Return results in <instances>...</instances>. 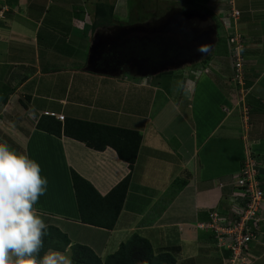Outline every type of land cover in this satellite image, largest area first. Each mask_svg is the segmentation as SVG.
I'll return each instance as SVG.
<instances>
[{
  "label": "crops",
  "instance_id": "1",
  "mask_svg": "<svg viewBox=\"0 0 264 264\" xmlns=\"http://www.w3.org/2000/svg\"><path fill=\"white\" fill-rule=\"evenodd\" d=\"M224 1L215 0L216 5L213 7L219 9L224 5L228 8L229 3ZM231 1L233 8L240 10V15L235 21L236 25L231 23L232 19L226 18L228 24H224V28L227 26L231 28L232 24L238 25L243 41L249 43L251 47L257 42L259 47V50L245 51L242 59L244 61L241 65L237 63V67L241 66L240 70H243L246 79H250V83L246 84L248 87H239L238 89L243 92L241 93L233 87L234 85L225 84L222 78L223 84L220 86L213 83V79L221 82L220 79L219 81L215 79L209 70L214 66L215 60L218 65L221 60L222 66H230L225 60L227 58L219 54L213 55L207 64H188L184 67L186 69L184 74L178 77L173 75L168 79L169 89L166 92L167 95H179L178 102L172 98V101L170 99L165 103L166 108L169 107L175 112L179 120V129L174 132L176 135L171 134L169 137L170 140H174L172 150L175 153H167L170 156L171 154L177 156L174 158L176 164L174 166L172 164V168L165 164L155 165L156 161L165 163V158L159 155L156 158L153 155L150 157L146 147L142 148L143 145L140 144L137 159L130 171L128 164L119 159L111 147L101 151L95 150L65 135L58 137L40 130L36 123L42 115L55 113L62 114L64 119L72 117L120 125L116 123L119 111L116 115L113 111L114 113H111L112 117L114 115L111 119L113 121H109L107 110L96 107L91 97L87 102V90L92 88L90 83L95 82L98 77L107 78L108 84H112L113 88L117 87L118 91L130 88L136 93L138 88L154 87L156 84H152V77L137 74H135L137 77H131L133 73L126 71L114 73L112 71L114 67L100 63L101 58L94 53L100 51V46L114 41L117 33H111L108 30L110 27H97L94 30L90 28L87 35V25L92 21L87 14V0H79L73 5L71 12L69 11L70 15L66 13L69 4L65 5L62 1L55 4L54 0H0V10L5 14L0 18V119L3 118L5 122L4 126L1 125L3 128L0 127V133L11 137L14 143L12 140H6L16 151L26 153L39 162L41 175L48 180L49 187L46 192L57 195L60 193L61 198L59 195L46 205L39 206L37 203L35 207L46 222H53L54 226L67 234L71 244H85L84 240L92 236L89 239L92 243L85 245L90 246L104 258L113 252L109 251V248H117L123 242H119L118 239L111 244L112 236L123 238L127 233L132 235L135 232L150 242L154 239L156 249L179 247V257L189 258L192 264H199L200 255L208 257L212 264H222L223 254L221 257L214 246L208 247L212 242L208 238L209 233L196 228V223L203 221L206 218L205 214L211 210L231 213L230 198L235 189L234 176L240 169L243 153L239 159L236 158L230 150L233 145L225 142L228 144L223 149L226 155L222 159L225 161L230 159L227 164L232 170L220 168L218 162L219 154L222 152L217 144L223 141L217 134L231 117L229 113L236 108L244 110L238 113L245 121L246 129L241 140L246 139L244 145H250L253 150L260 164L261 180L264 182V100L259 96V91H256L258 95L254 96L256 86L259 90L262 87L264 89V28L260 27L262 26L260 19H264V16L258 17V13L264 11V6L257 8L251 1L247 4L248 0H243V5L238 0ZM60 11L65 12L63 16L69 15L68 18H62ZM257 18L260 22L256 20ZM120 21L121 19L116 17L118 24ZM138 22L139 20L127 21L123 25L140 26ZM218 31L217 28L211 51L217 48L220 40ZM64 36L69 38L68 43ZM74 40H77L76 44L80 50L69 51L70 44L75 43ZM226 41L227 36L222 40L221 46L228 48V52L231 53ZM232 55L234 56V53ZM236 55L238 56V53ZM231 65L232 67L222 74L225 78L227 74H230L229 78L233 75L235 67L232 63ZM200 72L205 74L199 75ZM179 78L181 81H178ZM199 87L204 94L202 99L198 96ZM224 89L229 90L225 95L222 93ZM206 91L217 93L214 104L220 111L216 109V117L212 114L215 110L213 107L202 108L204 105L197 103L205 102L208 96L205 94ZM236 92V96H241L239 100L232 97ZM248 97L250 99H247ZM149 100L154 101L152 98ZM105 115L106 118H102ZM233 124L229 123L230 127ZM241 144L244 152V145ZM141 161H145L142 170L138 168L143 163ZM171 162L172 160L169 161L170 164ZM170 164L167 163L169 166ZM71 169L90 181L101 195L108 193L131 172L127 195L113 229L84 224L79 220L71 183ZM179 173L184 175L177 181V176L182 175ZM172 195L175 196L174 201H170ZM201 218L203 219L199 221ZM193 242H196L199 245L197 248L199 250L202 248L204 253L192 250ZM250 248L251 264H264V230L258 241L253 242ZM210 249L211 253H208Z\"/></svg>",
  "mask_w": 264,
  "mask_h": 264
},
{
  "label": "rangeland",
  "instance_id": "2",
  "mask_svg": "<svg viewBox=\"0 0 264 264\" xmlns=\"http://www.w3.org/2000/svg\"><path fill=\"white\" fill-rule=\"evenodd\" d=\"M61 1L63 3H65V5L69 4V6H67L69 9H67L68 11H66V13H68L70 15V12H71L70 9H72L73 5H76L79 0H54V3L56 4L57 2H61ZM93 1L94 0L87 1L86 7L88 10H90V7L93 6V5L91 6V4H90ZM100 1L102 2L103 0H100ZM111 1L112 2L115 1V3H114L115 9L113 10V13H112V20L113 21H112L111 25L109 26L110 29H108V30H110L111 33H114V34L118 33V31L122 30L123 28H131L132 27V26L126 27V26H130V25H123V23H126L127 21H137V20H139L138 23L140 24V26L138 28L142 27L144 30H150L153 32L154 28L158 29V27H162V25H165L167 23L172 22V20L176 19L179 15H183L184 18L186 17L184 20V24H186L187 27L190 28V26L193 27V25H194L195 31L198 32V29L196 28V24L199 22L198 19L200 18V16L198 14L202 13L201 10L205 11V8L210 9L216 5L215 0H194V1L192 0V2H190L189 0H111ZM238 1H239V3H241V5L244 4L243 0H238ZM249 1H251L252 5L257 6V8L264 6V0H248L247 4L249 3ZM224 2L229 3V4H227L229 9H230V7H233L231 0L230 1L225 0ZM203 3H204V5H203ZM201 5L205 6V7H202ZM55 6H57V5H55ZM200 7H202L203 9H200ZM228 8L224 5L219 7L220 10H224V9H228ZM57 10L59 11L60 8H57ZM260 12H262V13H258V17L264 16V11L261 10ZM61 13L63 16V14L65 12L64 13L61 12ZM61 13H59V14H61ZM4 16H5L4 12L2 10H0V18H3ZM68 16L66 15V16H63L62 18H68ZM116 17L121 19L119 24L116 22ZM227 17H223L224 23L220 18L217 19L215 17V19L218 22L217 23L218 24V30H219L218 36H220L219 37L220 40L217 44V48L210 51L209 56H210V58L213 57V55H215V54H219L221 56H224L227 58L225 60L228 61L230 66L232 67L231 63L233 64V61H235L234 56L230 52H228V48L225 49V47L223 45L221 46V42L224 39V37H226V36L228 38L233 37L235 42L238 40L239 45L236 48L234 47L235 43H231V44L228 43L227 44V41L229 39H227L226 45L232 49V52L234 51V55H235V53H238L239 57L236 61L240 65L244 61L242 59H244L243 54L245 53V51H249V50L254 51V49L259 50V47H258L257 42H255L251 47L249 43H246L245 41H243L244 38H243V35H241L239 28L237 27L238 25L235 26L236 25L235 20H237V19L234 20L232 18L233 22H235L234 23L235 27L232 24L231 28L229 26H227V28H224L223 25L226 23L228 24V22L226 21ZM238 17H239V15H238ZM190 20H194V22L191 23ZM256 20L259 21L258 18ZM260 21L262 23V26H260V27L264 28V19H260ZM219 22H220V24H219ZM220 25H222V26H220ZM133 26H135V25H133ZM64 29H66V26H64ZM89 30H90V26H87V35L89 33ZM102 32H104L103 29H102ZM263 33H264V30H263ZM64 37H66V36H64ZM62 40L64 41V38H62ZM68 40H69V38H67V41H66L67 43H68ZM74 41H75L74 44H70L69 51L80 50L79 46L76 44L77 40H74ZM248 42H250V41H248ZM226 50H227V52H226ZM89 54H90V52H89ZM245 59H247V57H245ZM219 61H220V65H218L216 63V60H215L214 66H211L209 68V70L213 73L214 77L216 79H218V81H219V79L221 81L219 83L213 79V83L215 85L220 86L221 84H223V82L221 80V78H222L224 80L225 84L234 85L233 87H235V89L237 88L236 90H239L240 89L239 87H248L246 84L250 83L249 82L250 79H246V76L240 70V68H241L240 65H238V67L236 66L237 72L233 71V75H232L233 79H231L232 77L229 78L230 74H227V73H226L227 78H225L222 74L223 73L225 74V72L228 71V68L230 66L224 67V66H222L221 60H219ZM207 63H208V61L205 62L204 64H207ZM188 64L189 63L175 62L174 64H172V66L166 67L165 69L160 70L157 73H159L161 71H172V72H174L173 75L175 77H178V76H181L182 74H184V70H186V69H184V67H187ZM196 64H198V63H196ZM93 66H95V65H93ZM201 67L202 66H200V69H201ZM112 71L114 73L124 72L122 69L120 70L117 67L113 68ZM157 73H155V74H157ZM201 73L205 74L204 72H200L199 75ZM253 75H254V72H253L252 76ZM130 76L131 77L132 76L137 77V75H135V74L134 75L131 74ZM78 77H79V75H78ZM144 77H147V76H144ZM170 78H171V76H170ZM170 78L165 76V75H160L158 77L153 76L152 77V79H153L152 84H156V85H154V87L153 86L152 87L146 86V87L138 88V90L135 93V90H132L130 88H128V89L122 88L121 89L122 91H118L119 89L117 87H116L117 88L116 89V88H113L112 84H110V85L108 84L107 78H99L98 77V79L95 82H93V83L89 82L92 88L87 90V102H89V100H91V98H93L92 103H94V105L96 107H102V109L107 110V112H108L107 118L109 119V121H113L111 119L114 117V115L117 114L116 112L119 111L120 114H119V116L116 117L118 119V121L116 123H119L120 124L119 126H121V127L130 128V129H137V130L141 131L140 132L142 135L141 146L143 145L142 148H144V146L146 147V149L148 150L149 156L151 157V155H153L156 158V156L159 155V156H162L165 158V163L156 161L155 165H159V164L164 165L165 164L169 168H172L174 166V164H176L174 158L177 156L173 155V154H171V156H170L169 154H167L168 152L169 153H175L172 150L174 140H172V139L170 140L169 137L171 134H173L174 136L176 135L174 132H175V130L179 129V124H178L179 120L176 117L175 112H173L169 107H168V109L166 108L165 103L167 100L170 101V99L172 101V98L176 99L174 101L178 102L179 101V95L173 96V94L172 95L166 94V90L163 87L167 86V82L169 81L168 79H170ZM178 81H181V78H179ZM242 83H244V84H242ZM118 84H122V83H118ZM124 87H126V86H124ZM112 89H116V90H112ZM261 90H262V92L264 91L263 87L260 88V90H259V87L256 86L255 91H254L255 92L254 96L258 95L256 91H259V96H261L262 99L264 100V95L262 94ZM241 91L242 90H239V92H241ZM243 91H245V89H243ZM199 92H200V94H198V96L202 99V96L204 94H202L200 87H199ZM227 92H229L228 89L222 90V93L224 95ZM241 93H243V92H241ZM205 94L208 95L205 98V102L204 103L197 102V103H198V105L199 104L204 105L202 108L211 109L213 107L215 110L212 111V114L214 117H216V109L220 111L219 107H216V105L214 104V101L216 100L215 97H216L217 93L216 92L215 93H209V92L207 93V91H206ZM163 95L167 98V100H165V102H163V97H164ZM236 95H237V92L232 97H234L236 100H239L241 96L239 97ZM150 98H152L154 101L153 102L150 101L149 100ZM252 98L254 99L253 95H252ZM182 99H184V98H182ZM247 99H250V97H248ZM228 100L230 101L229 98H228ZM259 105H260L259 107H261V109L263 110L262 105L261 104H259ZM239 107L242 108L240 106V104H239ZM257 108H258V106H257ZM195 109H196L197 114H198L197 108H195ZM238 110H239V108H236L235 110H232L231 113H229V114H231V117H229L227 119L226 124L221 128V130L217 134V137L219 136L221 141H223L222 143L217 144L219 150L222 152L221 154H219L218 164L221 165L220 168H222L223 170L226 168L227 171L232 170V167L230 168L228 166L229 164H227V161H229L230 159L225 161L222 158L224 155H226V152L223 149L226 148V145L228 143L233 145L232 149H230V150L233 152V154L235 155L236 158L239 159L243 153V160H244V156H245L244 152L242 151V144H241V143H243V145H244V143L246 142V139H244L243 141L241 140L243 135L246 133L245 121L242 120L241 115H238V113H240L241 110H243V109H240L239 111ZM113 111L115 112V114L112 117L111 113H114ZM243 112H244V110H243ZM65 113H66V111H65ZM223 113L225 114V111H223ZM102 118H106V115H105V117H102ZM3 120H4L3 118H2V120L0 119V127H1V125L2 126L5 125V122ZM194 121H195V125H197L196 119ZM229 123H234V124L232 125V127H230ZM1 128H3V127H1ZM6 139L12 140L10 136L1 132L0 133V142L6 141L8 143V141ZM177 141L179 142V140H177ZM12 142L14 143L13 140H12ZM225 142H228V143H225ZM9 145H11V144H9ZM11 147L14 148L13 146H11ZM246 147H247V145L245 144L244 148H246ZM174 149H175V147H174ZM249 150L253 151L251 148H249ZM227 154L230 155L229 152H227ZM146 159H148V158H146ZM170 160H172L171 164L169 163ZM141 162H143V163H141L138 167L140 170H142V167L145 164V161H141ZM167 163L170 164V166L167 165ZM221 163H225V164H221ZM172 164H173V166L171 167ZM46 172L51 173L50 171H46ZM179 174H182V173H179ZM183 175H184V173L181 176H177V181H180L182 179ZM47 187H49V186H47ZM59 195H60V193H59ZM59 195H57V193H53V192H46L43 196L40 197L38 204H39V206L46 205L53 198H55V197L58 198ZM174 197L175 196L172 195L171 196L172 199L170 201H174ZM60 198H61V195H60ZM205 216H206V214H205ZM203 218H201L199 221H201ZM204 220L207 221L208 219L205 218ZM45 222H46V219H45ZM201 222H204V221H201ZM46 223L53 224V222L52 223L46 222ZM199 224L196 223V228H198L200 231H203V229H200V227L201 228L204 227L205 224H201V223H199ZM134 233L135 232H133V234ZM203 234H206V233H203ZM93 235L95 237H97V235L94 232H93ZM130 236H131V234H129V233H127L126 236L123 238L119 237V236H112L111 244L112 243L114 244L118 239H119L118 240L119 242H121V241L125 242L126 240H128L130 238ZM91 237L92 236H88V239L84 240L85 244H87L89 242L92 243V241L89 240ZM98 238H100V237H98ZM82 239L83 238H81V240ZM165 241H166V238H165ZM151 242H152V246L154 248V251L157 252V249H156L157 245L155 244V240L152 239ZM171 244H173V243H171ZM198 246L199 245L196 242H193L191 244L192 250L204 253V250L202 248H200V250L197 248ZM213 246L216 248V250H218L220 256L222 257L223 249H224L222 247V242L219 243L218 245H216V243H212L208 247L214 248ZM117 248H113V249L109 248L110 249L109 251H115ZM175 251H177V248ZM210 251H211V249L209 250L208 253H211ZM64 252L66 254L70 255L69 249H67ZM204 256H201V255L198 256L199 264H212L211 261H208L209 258L204 257ZM224 259L225 258L223 257L222 264H224ZM206 261H208V263H206Z\"/></svg>",
  "mask_w": 264,
  "mask_h": 264
},
{
  "label": "trees",
  "instance_id": "3",
  "mask_svg": "<svg viewBox=\"0 0 264 264\" xmlns=\"http://www.w3.org/2000/svg\"><path fill=\"white\" fill-rule=\"evenodd\" d=\"M189 1L192 2V0ZM114 3L115 1L112 2L111 0H103L102 2L100 0H94L90 3L91 6L93 5L94 7H90V10L87 9L89 19L92 20L90 25L88 24L87 26H90L92 30L97 27H109L113 21L112 13ZM202 7H200V9H203ZM217 10L219 9L212 7L210 9L205 8V11H201L208 14L214 19V21L216 20L215 17L223 19V17L228 16V19H232V17L226 13L228 10H219L218 12ZM231 23L233 22L231 21ZM217 28L218 24L216 25V29ZM209 55L210 54H208L206 59L201 61V63L209 61ZM236 66V62L233 61V67H235V70ZM235 70L234 72H237ZM241 72L243 73V70H241ZM173 73L174 72L172 71H161L150 76L158 77L160 75H165L170 78V76H173ZM231 79H233V77ZM168 83L169 82H167V86L163 87L166 92L169 89ZM165 100H167V98L164 96L163 102H165ZM36 127L58 137L65 135L78 140L84 143L87 147L95 150L101 151L106 147H111L115 150L119 159L128 164L130 171H132L137 159L142 140V135L137 129L72 117H67L63 121H60L54 116L48 114L42 115L39 118ZM252 155L255 157L253 153ZM70 176L79 220L84 224L113 229L127 195L131 172H129L104 195H101L90 181L81 176L75 170L71 169ZM259 178L261 179V175ZM261 186L264 188L263 181ZM209 213L210 211L206 214L208 220ZM48 226L47 235L44 237V248L42 249L41 254L48 248H54L60 251H66L68 248L75 264H192L189 258L183 259L179 257V247L173 246L166 249H157V252H155L151 242L137 233L132 234L125 242H121L115 251L107 254L104 258H101L90 246L81 243L71 244L66 233L62 232L54 225L50 224ZM203 230L209 233L208 238L212 241L211 243H215L216 240L213 231L211 229ZM176 248L177 251H175ZM223 251L224 258L230 256L229 250L223 249Z\"/></svg>",
  "mask_w": 264,
  "mask_h": 264
},
{
  "label": "clouds",
  "instance_id": "4",
  "mask_svg": "<svg viewBox=\"0 0 264 264\" xmlns=\"http://www.w3.org/2000/svg\"><path fill=\"white\" fill-rule=\"evenodd\" d=\"M208 49L201 45L197 50L207 55ZM234 59H238L236 53ZM51 115L58 118L59 114ZM47 184L36 159L0 142V264H75L71 255L58 249L48 248L41 254L49 226L35 206Z\"/></svg>",
  "mask_w": 264,
  "mask_h": 264
},
{
  "label": "built area",
  "instance_id": "5",
  "mask_svg": "<svg viewBox=\"0 0 264 264\" xmlns=\"http://www.w3.org/2000/svg\"><path fill=\"white\" fill-rule=\"evenodd\" d=\"M229 14L235 20L240 12L232 7ZM229 42L235 43V48L239 45L238 40L235 42L233 37L229 38ZM57 116L63 119V115ZM249 148L250 145L244 148L243 163L234 177L235 189L230 198L231 213L210 211L209 220L200 222L205 224L200 229L213 231L216 245L222 242V247L230 251L224 264H251L250 244L258 241L264 229V188L259 178L260 164Z\"/></svg>",
  "mask_w": 264,
  "mask_h": 264
},
{
  "label": "water",
  "instance_id": "6",
  "mask_svg": "<svg viewBox=\"0 0 264 264\" xmlns=\"http://www.w3.org/2000/svg\"><path fill=\"white\" fill-rule=\"evenodd\" d=\"M170 26L173 27V23ZM192 38L190 34L182 43L164 34H144L140 37L126 38L122 42H118L117 39L109 43V55L105 56L104 60L120 65L128 63L133 68L125 66L122 68L123 71L150 76L176 61L193 63L205 59V54L198 51V47L192 48L187 45Z\"/></svg>",
  "mask_w": 264,
  "mask_h": 264
},
{
  "label": "flooded vegetation",
  "instance_id": "7",
  "mask_svg": "<svg viewBox=\"0 0 264 264\" xmlns=\"http://www.w3.org/2000/svg\"><path fill=\"white\" fill-rule=\"evenodd\" d=\"M200 13V12H199ZM200 16V18L198 19V23L196 24V28L198 29V32L195 31V27L193 25L189 27H187L186 24H184V16L183 15H179L176 19H173L172 22L167 23L165 25H162V27H158V29H155L152 31L150 30H144L142 27L138 28L139 26H126V27H131V28H123L119 33L115 34V39L118 42H122L124 39L126 38H130V37H140L144 34L146 35H153V34H164V35H169L171 37H173L175 40H178L180 43L184 42L185 38L188 35H192L193 38L191 39V41L187 44L190 47H200L201 45H207L210 46V49H208L207 51V55L210 53L212 47H213V42L215 40L216 37V25H217V21H214V19H212L208 14L203 13L198 14ZM190 22H194V20H190ZM173 23V27L170 26ZM201 24H203L204 26H201ZM131 25V24H129ZM167 27V29H166ZM109 43L104 45V46H100L98 50V53L96 51V53H94L98 58L100 59V63H102L104 66L107 67H114V68H119L120 70L125 67H131L133 68L132 65L130 64H122L120 65L119 63H113V61L107 62L104 60L105 56L109 55L108 52V47H109ZM207 55L205 54V56L207 57ZM177 62V61H176ZM175 63V62H174ZM172 63V64H174ZM184 63H188V62H184ZM167 67L172 66L171 64L166 65ZM123 70V69H122Z\"/></svg>",
  "mask_w": 264,
  "mask_h": 264
}]
</instances>
